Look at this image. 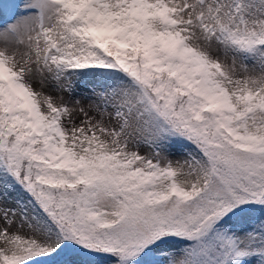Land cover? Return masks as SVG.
I'll use <instances>...</instances> for the list:
<instances>
[{"label":"snow or ice","instance_id":"snow-or-ice-1","mask_svg":"<svg viewBox=\"0 0 264 264\" xmlns=\"http://www.w3.org/2000/svg\"><path fill=\"white\" fill-rule=\"evenodd\" d=\"M0 264H264V0H0Z\"/></svg>","mask_w":264,"mask_h":264}]
</instances>
